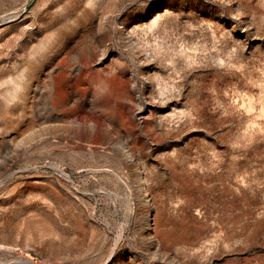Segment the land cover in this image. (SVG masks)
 <instances>
[{
	"label": "rangeland",
	"instance_id": "374dc122",
	"mask_svg": "<svg viewBox=\"0 0 264 264\" xmlns=\"http://www.w3.org/2000/svg\"><path fill=\"white\" fill-rule=\"evenodd\" d=\"M0 264H264V0H0Z\"/></svg>",
	"mask_w": 264,
	"mask_h": 264
}]
</instances>
